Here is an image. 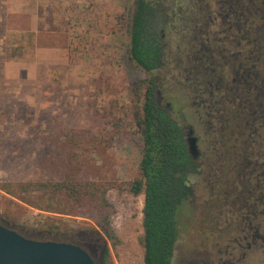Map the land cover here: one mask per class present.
I'll use <instances>...</instances> for the list:
<instances>
[{"label":"rangeland","instance_id":"obj_1","mask_svg":"<svg viewBox=\"0 0 264 264\" xmlns=\"http://www.w3.org/2000/svg\"><path fill=\"white\" fill-rule=\"evenodd\" d=\"M133 1L0 0V184L87 181L105 198L86 197L73 215L41 211L0 189V219L35 237L47 231L49 217L65 241L97 230L108 264H144L143 195L125 186L139 176L142 147L134 121L141 77L128 78L124 66ZM5 48L15 56L4 59ZM164 94L179 107L173 90ZM208 214L199 198L185 206L173 264L238 258L222 236L204 235ZM249 264L263 263L252 257Z\"/></svg>","mask_w":264,"mask_h":264},{"label":"flooded vegetation","instance_id":"obj_2","mask_svg":"<svg viewBox=\"0 0 264 264\" xmlns=\"http://www.w3.org/2000/svg\"><path fill=\"white\" fill-rule=\"evenodd\" d=\"M147 1L162 53L151 73L198 165L188 182L209 213L204 235L226 240L230 264H264V0ZM64 242L108 264L97 230Z\"/></svg>","mask_w":264,"mask_h":264},{"label":"trees","instance_id":"obj_3","mask_svg":"<svg viewBox=\"0 0 264 264\" xmlns=\"http://www.w3.org/2000/svg\"><path fill=\"white\" fill-rule=\"evenodd\" d=\"M132 9L124 66L128 78L141 77L134 90L140 101L134 121L142 147L139 176L125 182V186L132 195H143V234L140 238L143 263L173 264L181 213L189 202H194L188 177L195 173L198 165L191 155L185 130L163 102L162 92L151 73L162 63L157 27L160 18L147 0H134ZM12 51L8 55L5 48L4 59L14 57L15 50ZM0 189L36 209L62 214L78 213V205L86 197L96 198L98 202L105 199L104 191L87 181L4 182ZM63 200L72 201V206L66 208ZM0 223L12 228L4 220L0 219ZM42 225L47 229L43 235L34 237L17 232L35 240L65 241L57 238L60 232L55 230L60 226L53 224L51 218ZM106 232L112 237L108 230Z\"/></svg>","mask_w":264,"mask_h":264},{"label":"water","instance_id":"obj_4","mask_svg":"<svg viewBox=\"0 0 264 264\" xmlns=\"http://www.w3.org/2000/svg\"><path fill=\"white\" fill-rule=\"evenodd\" d=\"M0 264H95V262L78 245L64 241L27 238L0 223Z\"/></svg>","mask_w":264,"mask_h":264},{"label":"crops","instance_id":"obj_5","mask_svg":"<svg viewBox=\"0 0 264 264\" xmlns=\"http://www.w3.org/2000/svg\"><path fill=\"white\" fill-rule=\"evenodd\" d=\"M17 63H21V62H18V61H5V65L10 66V65H13V64H17Z\"/></svg>","mask_w":264,"mask_h":264}]
</instances>
